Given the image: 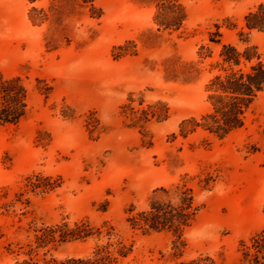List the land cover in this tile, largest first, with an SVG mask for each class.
Masks as SVG:
<instances>
[{
  "label": "rangeland",
  "instance_id": "1",
  "mask_svg": "<svg viewBox=\"0 0 264 264\" xmlns=\"http://www.w3.org/2000/svg\"><path fill=\"white\" fill-rule=\"evenodd\" d=\"M180 2L187 21L169 33L156 31L153 7L135 0H101L94 8L73 0H0V71L21 76L29 91L25 119L0 128V191L12 199L33 172L61 179L53 192L24 197L31 214L21 216L20 204L15 215L0 212V264H13L3 246L24 239L18 227L63 218H88L96 227L107 221L133 242L128 264H177L199 256L241 264L240 243L264 229V93L245 126L223 140L200 129L182 138L179 124L207 110L204 85L220 48L207 45L208 33L218 25L222 43L242 49L243 17L264 0ZM32 7L46 15L42 24L29 20ZM247 39L264 63V34L253 31ZM200 45L212 58H199ZM185 64L193 67L190 75L167 78L165 69ZM45 85L51 87L47 97L37 91ZM129 96L133 112L121 108ZM157 102L169 118L142 122L140 110ZM207 175L213 179L208 191L198 184ZM179 182L203 205L180 238L129 230L124 209H143L153 190ZM181 243L182 256L174 258ZM92 245L70 243L56 256H81Z\"/></svg>",
  "mask_w": 264,
  "mask_h": 264
},
{
  "label": "trees",
  "instance_id": "2",
  "mask_svg": "<svg viewBox=\"0 0 264 264\" xmlns=\"http://www.w3.org/2000/svg\"><path fill=\"white\" fill-rule=\"evenodd\" d=\"M33 4L37 0H26ZM81 5L94 8V3L101 0H73ZM140 5L153 7L152 22L156 31L175 33L181 31L187 21L186 8L180 0H135ZM42 15V17L40 16ZM29 20L33 24H42L46 15L42 10L32 7ZM216 31L208 33L207 45L220 46L217 58L210 64V77L204 85L207 110L199 119L189 118L179 124V135L182 138L196 130L223 140L231 134L241 130L247 121V115L255 100L264 93V63L258 48L250 45L247 39L249 33L255 31L264 34V3L258 4L249 10L243 17V27L239 37L244 44L242 49L232 44L222 43L220 26L214 25ZM229 28V27H228ZM235 28V26H233ZM129 44H132L129 42ZM207 45H200L197 52L199 58H212V52ZM118 50L123 51V47ZM124 51L116 57L126 55ZM135 55L136 52L128 53ZM193 67L185 64L181 67L172 66L165 69L167 78L176 79L178 76H188ZM37 83L43 80L36 79ZM37 91L45 97L51 87L37 86ZM29 91L21 76L5 77L0 71V128L17 127L28 113ZM128 103L121 108L133 112L131 96ZM140 120L146 123L155 118L165 121L169 118L165 104L157 102L140 110ZM59 177L53 179L42 173H31L22 180L21 192L15 193L9 199L5 189L0 191V212L2 215L16 214L15 206L20 204V215L31 214L28 194L43 195L61 187ZM213 179L206 176L198 184L202 190H210ZM203 205L198 204L195 192L185 182L172 184L166 188L152 191L147 198V205L143 209H136L130 204L124 209L125 222L132 232L140 235L170 232L181 237L185 229L189 228L195 218L202 211ZM105 212V210H102ZM18 234L24 233L23 240H7L3 246L5 252L13 258V264H128L133 256L132 241L123 239L115 233L114 228L107 222L99 227L93 226L88 218H81L70 222L63 218L59 222L45 225H36L34 221L28 224L27 229L18 227ZM93 241L90 250L81 256L58 257L56 252L63 246L74 242ZM185 244L175 247L177 253L174 258H180ZM241 264H264V229L253 235L249 243H240ZM177 264H215L208 256H199Z\"/></svg>",
  "mask_w": 264,
  "mask_h": 264
}]
</instances>
